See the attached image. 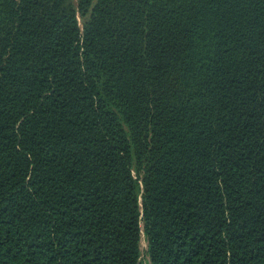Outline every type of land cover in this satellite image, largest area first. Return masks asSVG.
I'll return each instance as SVG.
<instances>
[{
    "label": "trees",
    "instance_id": "1",
    "mask_svg": "<svg viewBox=\"0 0 264 264\" xmlns=\"http://www.w3.org/2000/svg\"><path fill=\"white\" fill-rule=\"evenodd\" d=\"M264 264V0H0V264Z\"/></svg>",
    "mask_w": 264,
    "mask_h": 264
},
{
    "label": "rangeland",
    "instance_id": "2",
    "mask_svg": "<svg viewBox=\"0 0 264 264\" xmlns=\"http://www.w3.org/2000/svg\"><path fill=\"white\" fill-rule=\"evenodd\" d=\"M140 249H141V260H140L141 264H149V259L147 255V242L143 232L141 234Z\"/></svg>",
    "mask_w": 264,
    "mask_h": 264
}]
</instances>
